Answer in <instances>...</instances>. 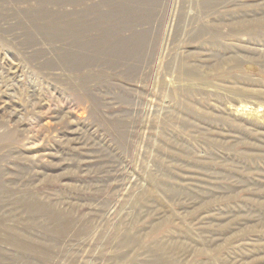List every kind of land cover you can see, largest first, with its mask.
<instances>
[{
	"label": "rangeland",
	"instance_id": "374dc122",
	"mask_svg": "<svg viewBox=\"0 0 264 264\" xmlns=\"http://www.w3.org/2000/svg\"><path fill=\"white\" fill-rule=\"evenodd\" d=\"M0 264H264V0H0Z\"/></svg>",
	"mask_w": 264,
	"mask_h": 264
}]
</instances>
